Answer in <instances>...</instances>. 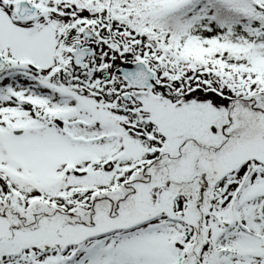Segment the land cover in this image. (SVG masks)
<instances>
[{
  "label": "snow or ice",
  "instance_id": "obj_1",
  "mask_svg": "<svg viewBox=\"0 0 264 264\" xmlns=\"http://www.w3.org/2000/svg\"><path fill=\"white\" fill-rule=\"evenodd\" d=\"M0 264H264V0H0Z\"/></svg>",
  "mask_w": 264,
  "mask_h": 264
}]
</instances>
